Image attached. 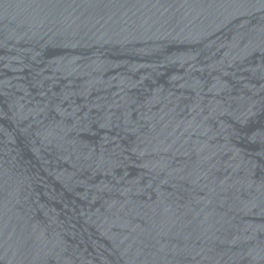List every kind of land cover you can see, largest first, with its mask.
Instances as JSON below:
<instances>
[{
    "label": "water",
    "instance_id": "1",
    "mask_svg": "<svg viewBox=\"0 0 264 264\" xmlns=\"http://www.w3.org/2000/svg\"><path fill=\"white\" fill-rule=\"evenodd\" d=\"M0 264H264V0H0Z\"/></svg>",
    "mask_w": 264,
    "mask_h": 264
}]
</instances>
